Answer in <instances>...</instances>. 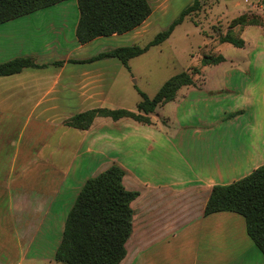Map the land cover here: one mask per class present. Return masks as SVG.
I'll use <instances>...</instances> for the list:
<instances>
[{
	"label": "crops",
	"instance_id": "obj_1",
	"mask_svg": "<svg viewBox=\"0 0 264 264\" xmlns=\"http://www.w3.org/2000/svg\"><path fill=\"white\" fill-rule=\"evenodd\" d=\"M79 17L77 0H65L0 25V63L21 57L39 65L65 62L0 77V264L37 258L59 263L57 249L47 256L53 232L63 235L87 180L114 164L126 173L125 187L139 190L133 210L142 199L121 264H233L248 252L264 264L244 217L205 215L214 186L229 185L264 165V44L246 40L241 48L249 50L242 64H263V74H240L239 87L225 88L238 95L236 103L218 116L198 111L192 135L166 137L165 122L159 125L154 114L152 125L100 117L83 131L65 121L92 109H110L121 75L113 69L122 63L115 58L69 61L110 51H101L104 40L139 39L151 16L131 32L85 45L76 37ZM204 86L205 78L203 85L188 88L183 100L191 93L192 106L216 99L210 94L217 92ZM165 140L176 155L170 160L179 159L184 167L167 165Z\"/></svg>",
	"mask_w": 264,
	"mask_h": 264
},
{
	"label": "trees",
	"instance_id": "obj_2",
	"mask_svg": "<svg viewBox=\"0 0 264 264\" xmlns=\"http://www.w3.org/2000/svg\"><path fill=\"white\" fill-rule=\"evenodd\" d=\"M63 1L65 0H0V25ZM77 3L80 17L76 37L82 45L98 38L131 32L153 13L149 0H77ZM200 9V0H195L167 30L159 33L144 47L137 44L119 47L88 60L69 62L83 64L115 58L125 69L130 70L129 63L132 59L145 54L151 47L164 43L186 17ZM257 19L255 16L244 15L233 25L264 27V22ZM220 42L236 48L245 47V40L231 32L221 37ZM225 61L226 58L222 54H211L205 55L201 63L206 67ZM64 64L65 62L61 61L39 65L29 57L16 58L0 63V77L18 74L26 68L41 69ZM193 75L183 72L172 77L153 99L140 94L142 100L137 106V112L125 109H92L69 118L65 125L85 131L100 117L113 121L132 119L152 125L150 115L156 114L159 107L174 101L183 87L195 85ZM125 174L122 167L114 164L87 180L67 216L55 261L62 264H121L124 261L127 256L126 245L133 233L132 203L140 195L139 192L130 191L125 187ZM220 212H233L244 217L249 237L264 255V165L243 179L229 185L213 187L205 207V215Z\"/></svg>",
	"mask_w": 264,
	"mask_h": 264
},
{
	"label": "rangeland",
	"instance_id": "obj_3",
	"mask_svg": "<svg viewBox=\"0 0 264 264\" xmlns=\"http://www.w3.org/2000/svg\"><path fill=\"white\" fill-rule=\"evenodd\" d=\"M194 1L149 0L153 13L142 29V37L131 42L127 38L104 40L100 46L101 51L135 44L141 47L146 46L159 33L167 30L179 18L182 11L192 5ZM200 2L201 9L186 17L175 28L168 40L158 46L151 47L145 54L132 59L129 63L130 70L125 69L122 65L115 70L113 69L115 74L121 75L111 95L112 104L110 105V109H125L137 112V106L142 100L140 94L143 93L149 99H153L172 77L183 72L194 74L195 85H203L205 78V86L202 89H210L209 91L217 92L210 94V96L216 97V99L209 100L205 102L206 104L200 102L197 104L198 106H192V93L187 96L186 101L183 100L182 95L186 94L188 88L196 86L183 87L177 94L179 99L177 97L174 101L161 107L158 110L159 115L154 114L156 119L160 118L158 120L159 125L165 122L162 126H164L166 137L175 136L177 133L189 136L192 135V122L200 116V112L198 111L203 109L207 110L206 114L210 117L212 114L218 116L227 106L236 103L238 95L225 91V88L236 89L239 87L240 74H257V78L259 74H263V64L257 66V62L254 63V61L252 64H242V56L245 55V52L249 51L248 49L244 51L231 44L221 43L220 40L221 37L231 32L245 41L249 40L251 42L256 40L257 45L262 47L264 44V27L257 25L242 27L241 25L233 24L244 15L255 16L258 18L257 20L264 22V0H200ZM211 54H222L227 62L203 67L201 63L203 57ZM100 71L101 74H105L106 68L102 67ZM107 120L113 122L111 119ZM164 143L167 165L184 167L179 159L174 163L170 160L176 158V155L173 153L167 140ZM135 171L138 177L142 175L139 169ZM139 181L138 179L137 181L135 180L137 187H140ZM137 201L138 203L134 207V217L136 213L140 214L139 209H141L142 199ZM61 240L62 234L53 232L49 240V248L47 249L48 257H53V251L57 249ZM158 247H163V245L155 248L158 249ZM259 254L261 260H263V255ZM21 264L52 263L37 258L33 261H23ZM53 264L61 263L53 261ZM233 264L262 263L258 261L256 254L248 252L238 256V260Z\"/></svg>",
	"mask_w": 264,
	"mask_h": 264
}]
</instances>
